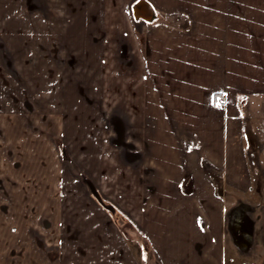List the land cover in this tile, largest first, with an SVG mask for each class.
I'll use <instances>...</instances> for the list:
<instances>
[{"label": "crops", "instance_id": "obj_1", "mask_svg": "<svg viewBox=\"0 0 264 264\" xmlns=\"http://www.w3.org/2000/svg\"><path fill=\"white\" fill-rule=\"evenodd\" d=\"M138 1L0 0V264H264V0Z\"/></svg>", "mask_w": 264, "mask_h": 264}, {"label": "rangeland", "instance_id": "obj_2", "mask_svg": "<svg viewBox=\"0 0 264 264\" xmlns=\"http://www.w3.org/2000/svg\"><path fill=\"white\" fill-rule=\"evenodd\" d=\"M69 69V68H68ZM80 84L85 85V79H79ZM3 96H0L2 100ZM239 128L243 138V145L246 150L245 164L250 168L249 179L258 184L256 193L260 195V205H264V96H257L248 100V103H241L239 101ZM191 147L196 148V144L190 143ZM64 151L68 153L64 146ZM35 155V154H34ZM33 155V156H34ZM69 159L68 154L64 156V162L72 167H77V164ZM29 160V159H28ZM18 161L17 167L28 165V161ZM35 160V159H33ZM196 161V159H195ZM37 165L41 164L38 159L34 161ZM206 163L205 160H198V163ZM207 166H212L211 161L207 159ZM41 166V165H40ZM1 173V172H0ZM251 173V174H250ZM4 176V174H2ZM4 179H1L0 182ZM258 199V200H259Z\"/></svg>", "mask_w": 264, "mask_h": 264}, {"label": "water", "instance_id": "obj_3", "mask_svg": "<svg viewBox=\"0 0 264 264\" xmlns=\"http://www.w3.org/2000/svg\"><path fill=\"white\" fill-rule=\"evenodd\" d=\"M133 16L135 20H143L146 22H152L155 19L153 8L145 0H140L134 5Z\"/></svg>", "mask_w": 264, "mask_h": 264}, {"label": "trees", "instance_id": "obj_4", "mask_svg": "<svg viewBox=\"0 0 264 264\" xmlns=\"http://www.w3.org/2000/svg\"><path fill=\"white\" fill-rule=\"evenodd\" d=\"M98 202H100V204H102L103 206H105L107 208V206L105 205V203L100 198L98 199ZM108 209H110V208H108Z\"/></svg>", "mask_w": 264, "mask_h": 264}]
</instances>
